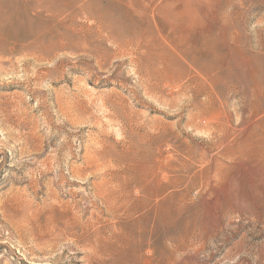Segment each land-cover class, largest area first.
Instances as JSON below:
<instances>
[{
	"label": "rangeland",
	"instance_id": "1",
	"mask_svg": "<svg viewBox=\"0 0 264 264\" xmlns=\"http://www.w3.org/2000/svg\"><path fill=\"white\" fill-rule=\"evenodd\" d=\"M0 264H264V0H0Z\"/></svg>",
	"mask_w": 264,
	"mask_h": 264
},
{
	"label": "bare ground",
	"instance_id": "2",
	"mask_svg": "<svg viewBox=\"0 0 264 264\" xmlns=\"http://www.w3.org/2000/svg\"><path fill=\"white\" fill-rule=\"evenodd\" d=\"M146 179H147V177H146ZM146 179H144V180H146ZM105 191V190H104ZM101 196H102V194H101ZM105 196V195H104ZM157 197V196H156ZM106 199V198H105ZM108 199H110V198H108ZM156 199V198H155ZM157 203V202H156ZM73 206H75V205H73ZM77 207V206H76ZM156 207V206H155ZM158 208V207H157ZM78 209V208H77ZM73 210V209H72ZM71 210V211H72ZM159 210V209H158ZM155 211V210H154ZM67 212V211H66ZM76 213V212H75ZM79 213H80V211H79ZM63 214H61L60 216H62ZM71 215V214H70ZM80 215V214H79ZM64 216V215H63ZM78 216V215H77ZM60 218V217H59ZM70 218V217H69ZM61 220V219H60ZM98 220V219H97ZM55 221V220H54ZM58 223H60V224H58V223H54L52 226H51V228L49 227H47L48 229H47V231L45 232V231H43V230H41V232L45 235V236H52V238H53V240L55 239V238H57V239H60V238H69V237H71V238H73L72 236H74V235H76V233L74 232L75 231V229L79 226V225H81V223H82V219H78V217H77V219H63V221L61 220L60 222L58 221V219L56 220ZM55 221V222H56ZM88 221V220H87ZM52 223V222H51ZM87 225V224H86ZM89 225V224H88ZM92 226V225H91ZM43 227V226H42ZM80 227V226H79ZM83 227V226H82ZM86 227V226H85ZM84 227V228H85ZM42 229V228H41ZM81 229V228H80ZM86 229V228H85ZM39 230V229H38ZM83 231V230H82ZM88 231V230H87ZM86 231V232H87ZM84 232V231H83ZM41 233V234H42ZM80 233L82 234V232L80 231ZM40 234V233H39ZM84 234V233H83ZM83 234H82V236H83ZM85 235V234H84ZM77 236V235H76ZM43 237V236H42ZM44 238V237H43ZM70 238V239H71ZM76 238H78V237H76ZM80 238V237H79ZM85 238V237H84ZM83 238V239H84ZM49 239H51V238H49ZM43 240V239H42ZM52 240V241H53ZM76 239H74V241H75ZM81 240V239H80ZM42 242V241H41ZM79 243V242H78ZM76 244V243H75ZM48 245H51V244H48ZM77 245V244H76Z\"/></svg>",
	"mask_w": 264,
	"mask_h": 264
}]
</instances>
